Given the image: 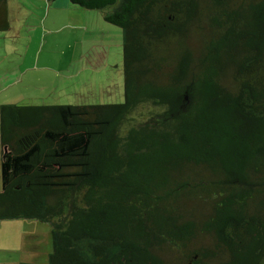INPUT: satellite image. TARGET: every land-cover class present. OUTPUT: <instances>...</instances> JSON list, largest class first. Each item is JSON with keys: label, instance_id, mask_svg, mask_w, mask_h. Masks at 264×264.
Here are the masks:
<instances>
[{"label": "trees", "instance_id": "1", "mask_svg": "<svg viewBox=\"0 0 264 264\" xmlns=\"http://www.w3.org/2000/svg\"><path fill=\"white\" fill-rule=\"evenodd\" d=\"M70 2L122 29L125 102L2 106L0 222L49 264H264V0Z\"/></svg>", "mask_w": 264, "mask_h": 264}, {"label": "crops", "instance_id": "2", "mask_svg": "<svg viewBox=\"0 0 264 264\" xmlns=\"http://www.w3.org/2000/svg\"><path fill=\"white\" fill-rule=\"evenodd\" d=\"M88 11L70 0H7L8 28L0 31V108L8 99L46 88L48 76L36 73L43 68L78 67L83 61L94 68L102 65L112 46V36L105 43L107 33L112 32L119 45L118 32L110 29L104 12L92 17ZM66 30V38H58ZM2 155L0 142V191Z\"/></svg>", "mask_w": 264, "mask_h": 264}, {"label": "rangeland", "instance_id": "3", "mask_svg": "<svg viewBox=\"0 0 264 264\" xmlns=\"http://www.w3.org/2000/svg\"><path fill=\"white\" fill-rule=\"evenodd\" d=\"M237 5L245 0H235ZM233 7V3L231 4ZM103 11H88L92 17L101 16ZM204 15V13H203ZM203 29L200 34H208L211 23L209 16L197 21ZM106 24V23H104ZM107 26V25H106ZM110 29L118 32L119 45L115 44V36L107 33L106 44L112 36V46L107 47V56L102 59V65L92 67L82 62L78 67L52 66L39 70L38 74L48 76L46 88L34 90L26 97L8 99L4 106H83L123 104L124 76H123V40L122 29L109 24ZM68 30L62 31L58 38L65 39ZM57 36V35H56ZM53 35V38L56 37ZM85 36H88L85 35ZM89 37V36H88ZM51 36L48 37V41ZM87 39V38H86ZM67 43H69L67 41ZM192 47L195 41H190ZM82 47V44H80ZM118 49V51H117ZM120 49V50H119ZM198 48H196L197 50ZM96 62V61H95ZM85 66V67H84ZM33 73V74H36ZM11 88L10 91H14ZM1 129V127H0ZM1 142V130H0ZM186 204V203H185ZM184 211L190 214L205 215L207 207L198 201L187 202ZM194 212V213H193ZM52 227L49 223L36 220L17 219L0 222V264H49L53 253ZM167 258H173L167 255Z\"/></svg>", "mask_w": 264, "mask_h": 264}]
</instances>
